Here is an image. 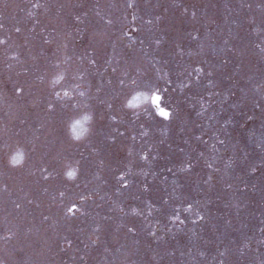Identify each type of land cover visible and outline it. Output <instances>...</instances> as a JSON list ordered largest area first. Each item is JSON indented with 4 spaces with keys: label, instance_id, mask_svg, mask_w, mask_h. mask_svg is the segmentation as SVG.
<instances>
[{
    "label": "rangeland",
    "instance_id": "1",
    "mask_svg": "<svg viewBox=\"0 0 264 264\" xmlns=\"http://www.w3.org/2000/svg\"><path fill=\"white\" fill-rule=\"evenodd\" d=\"M0 26V259L264 264V0H3Z\"/></svg>",
    "mask_w": 264,
    "mask_h": 264
},
{
    "label": "snow or ice",
    "instance_id": "2",
    "mask_svg": "<svg viewBox=\"0 0 264 264\" xmlns=\"http://www.w3.org/2000/svg\"><path fill=\"white\" fill-rule=\"evenodd\" d=\"M2 2H3V0H0V3H2ZM32 7H37V5L34 4V5H32ZM128 7H132V4L129 3V4H128ZM77 19H79V17H77ZM157 19H159V17H157ZM0 27H2V26H0ZM16 31H19V29H16ZM3 42H4L3 40H0V43H3ZM157 43H159V41H157ZM257 47H259V45H257ZM260 51H261V57H262V59H264V48H261ZM89 63L94 64L95 61H94V60H90ZM225 63H227V61H225ZM237 67H239V65H237ZM113 71H115V69H113ZM201 71H202V69L199 68V67H197V69H196L197 74H199ZM212 75H213V72H212V70L210 69L209 72H208V76H212ZM225 79H228V77H225ZM120 83L123 84V83H124L123 80H121ZM131 83H132L133 85H136V84H137V81H136L135 79H133V80L131 81ZM209 83L211 84L212 81L210 80ZM236 83H237V82H236L235 80L232 81L233 86H235ZM262 83H264V78H262ZM14 91H15V93H17V94H20V93L22 92V89L19 88V87H16V88L14 89ZM97 91H99V89H97ZM240 91L243 92L244 89L241 88ZM209 94L211 95V93H209ZM235 94H236L235 92L232 93L233 96H234ZM55 95H56L57 97H59L60 93H56ZM64 95L67 96L68 93L65 92ZM79 95H80L81 97H83V96L85 95V93H84V92H80ZM225 98L227 99V97H225ZM261 101L264 102V89H262V91H261ZM74 106H75V105H74ZM233 106H235V105H233ZM108 107L111 108L112 105L109 104ZM256 107L261 108V104H260V103H257V104H256ZM47 109H48L49 111H54V110H55V109H54V105H53V103H52L51 101H49V102L47 103ZM157 112H158V115H159L160 117H163L165 120L170 119L171 113H170L168 110H166L165 108H158V109H157ZM261 112H262V115H264V108H261ZM111 118H112V119H115V117H111ZM248 119H249V120H252L253 117H252V116H248ZM78 123H79L78 121H75V123L73 124V128H72L73 134H74V136H75L76 138H79V137H80V135H78V134L76 133V131H75L76 125H77ZM226 123H227V121H226ZM262 127H264V124H262ZM225 132H226V130H225ZM121 135H123V133H121ZM213 135H216V133H213ZM218 143H220V144H224L225 141H224L223 139H218ZM257 147L261 149V153H262V155H261V158H260L259 163H260L261 168H264V133L261 134L260 142L257 144ZM144 158H146V157H144ZM20 162H21V161H20L19 155H17V156H13V158L11 159V163L14 164V165H15V164H19ZM185 167H188V165H185ZM208 167H211V165H208ZM251 171H252V172H256V171H257V168H256V167H252V168H251ZM67 175H68L69 177H73V176L75 175V172H74V171H68V172H67ZM123 177H124V174L121 173L120 178L123 179ZM45 178H47V177H45ZM209 180H211V176H209ZM128 184H129V181L125 179V180H124V184L122 185V187H127ZM261 185H262L261 190H262V192H264V173H262V176H261ZM61 195H63V193H61ZM80 199H81V200H84L85 197L81 196ZM15 207H16V208H20V204H16ZM187 208H188V209H191V208H192V205H191V204H188V205H187ZM76 209H77V205H76L75 203H73L70 207H68L67 211H68L69 213H72V212H73L74 210H76ZM133 211H135V209H133ZM176 218H177V217H173V219H176ZM203 218H204V217H203L199 212H197V213H196V218H195V220L192 221V223L195 224L196 220H203ZM44 219L47 220L48 217H44ZM180 223L183 224L184 221L181 220ZM127 231H128L129 233H132V232H134V228H133V227H129V228L127 229ZM13 235H14V233H11V232L8 233V237H9V238H11ZM0 241H3L4 244H7V243H8V240L5 239V237H3V236H0ZM0 264H6V261L3 260V259H0ZM126 264H132V262H126Z\"/></svg>",
    "mask_w": 264,
    "mask_h": 264
},
{
    "label": "clouds",
    "instance_id": "3",
    "mask_svg": "<svg viewBox=\"0 0 264 264\" xmlns=\"http://www.w3.org/2000/svg\"><path fill=\"white\" fill-rule=\"evenodd\" d=\"M57 80L59 78H56ZM55 82V81H54ZM133 101H130L132 103ZM90 117L88 115H84L81 120H77L79 123L76 125L75 131L78 135L83 136L88 129L84 126V122L88 121Z\"/></svg>",
    "mask_w": 264,
    "mask_h": 264
},
{
    "label": "water",
    "instance_id": "4",
    "mask_svg": "<svg viewBox=\"0 0 264 264\" xmlns=\"http://www.w3.org/2000/svg\"><path fill=\"white\" fill-rule=\"evenodd\" d=\"M149 101H150V104H151L155 114L158 115L157 109L158 108H164L160 104V95L157 92H152Z\"/></svg>",
    "mask_w": 264,
    "mask_h": 264
}]
</instances>
